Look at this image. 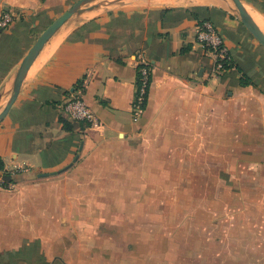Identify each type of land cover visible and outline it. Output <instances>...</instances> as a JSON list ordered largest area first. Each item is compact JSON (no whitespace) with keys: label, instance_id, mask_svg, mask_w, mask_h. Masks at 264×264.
I'll use <instances>...</instances> for the list:
<instances>
[{"label":"crops","instance_id":"0c3cea01","mask_svg":"<svg viewBox=\"0 0 264 264\" xmlns=\"http://www.w3.org/2000/svg\"><path fill=\"white\" fill-rule=\"evenodd\" d=\"M75 1L0 0V13ZM240 1L264 34V0ZM203 20L232 57L218 79L196 41ZM17 23L0 29V112L27 33ZM139 54L152 68L134 116ZM78 84L97 127L61 110ZM0 157L13 183L0 187V264H264V48L232 0L88 3L28 69Z\"/></svg>","mask_w":264,"mask_h":264},{"label":"built area","instance_id":"2783aa9c","mask_svg":"<svg viewBox=\"0 0 264 264\" xmlns=\"http://www.w3.org/2000/svg\"><path fill=\"white\" fill-rule=\"evenodd\" d=\"M12 9L3 10L0 13V29L10 26L15 18ZM196 41L199 46L207 53L212 61L209 77L218 79L227 70L233 68L232 57L221 34L209 20H203L197 25ZM137 81L135 93L132 99L131 107L134 116L139 115L145 107L148 87L151 77V64L143 55H138ZM61 110L72 120L85 123L89 127L100 125L97 117L94 115L83 98L82 88L73 89L68 93L67 98L61 104ZM21 168L13 166L9 171L16 172ZM0 187L11 188L13 183L8 181L0 173Z\"/></svg>","mask_w":264,"mask_h":264},{"label":"water","instance_id":"95a60500","mask_svg":"<svg viewBox=\"0 0 264 264\" xmlns=\"http://www.w3.org/2000/svg\"><path fill=\"white\" fill-rule=\"evenodd\" d=\"M97 0H76L71 6H69L65 11H63L58 17H56L36 38L32 46L29 48L25 56L23 57L15 75L13 78L12 92L8 98L5 106L0 112V120L5 117L9 111L12 103L16 99L23 82V79L30 68L31 64L38 55V52L45 46V44L51 39V37L60 29V27L81 7L84 5L94 2ZM236 6L238 13L240 15L242 23L245 25L247 30L254 36V38L261 44L264 48V34L258 28V26L253 22L251 17L247 14L245 8L243 7L240 0H232ZM2 30V29H1Z\"/></svg>","mask_w":264,"mask_h":264},{"label":"rangeland","instance_id":"374dc122","mask_svg":"<svg viewBox=\"0 0 264 264\" xmlns=\"http://www.w3.org/2000/svg\"><path fill=\"white\" fill-rule=\"evenodd\" d=\"M12 11L16 14L15 18L13 20V22L10 24V26L6 27L3 30H7L10 29V27L12 28L13 25L17 24L16 27H18V20H20V18H24L25 24L27 25L26 27V37L22 38L21 40V50L18 54H15V73L23 59V57L25 56V54L27 53V51L29 50V48L32 46V44L34 43V41L36 40V38L42 33V31L56 18L60 15V12L57 11H50V12H45L43 14L40 15H33V14H22L21 11L16 10V9H12ZM27 19V20H26ZM15 22V23H14ZM14 28V27H13ZM18 29V28H17ZM41 51V50H40ZM39 51V52H40ZM38 52V54H39ZM13 58V57H12ZM12 92V89H11Z\"/></svg>","mask_w":264,"mask_h":264},{"label":"trees","instance_id":"16d2710c","mask_svg":"<svg viewBox=\"0 0 264 264\" xmlns=\"http://www.w3.org/2000/svg\"><path fill=\"white\" fill-rule=\"evenodd\" d=\"M249 84H252V83L249 82L248 80L242 79V77H241V85L246 86V85H249ZM75 88L76 89L77 88H82L81 87V84L76 85ZM59 121H60L61 124H63V126L66 127L65 130H69L70 129V127L68 126V124L62 118H59ZM3 169H4V163H3V161H2V159L0 157V171H2Z\"/></svg>","mask_w":264,"mask_h":264}]
</instances>
